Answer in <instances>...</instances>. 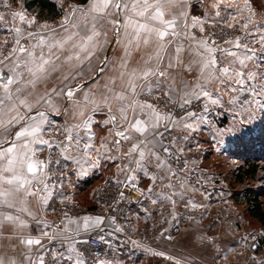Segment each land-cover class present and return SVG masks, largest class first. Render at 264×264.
<instances>
[{"label":"snow or ice","instance_id":"6c2138e0","mask_svg":"<svg viewBox=\"0 0 264 264\" xmlns=\"http://www.w3.org/2000/svg\"><path fill=\"white\" fill-rule=\"evenodd\" d=\"M248 7L249 0H245V8ZM253 15L244 20L243 37L222 41L226 47L189 31V27H199L203 33L205 28L197 17H192L189 25L185 0H89L87 8H73L65 16L61 25L64 35L48 36L25 32L21 27L14 29L16 37L7 51L0 46V66L4 69L0 71V207L18 209L42 226L38 236L18 237L27 249L20 264L24 261L86 264L78 245L88 241L78 237L97 229L105 230L104 216L74 217L63 211L60 223L51 225L27 207L30 202L41 207L48 205L52 199L49 182L57 174L53 166L59 165L61 159L74 161L79 166L82 160L90 163L92 153L99 151L90 143L91 136L82 137L73 127L63 129V140L46 138L51 129L45 127L46 112L40 109L45 105L54 106V96L66 98L74 108L81 104L97 107L103 104L110 113L107 122L118 129L113 134L116 139L112 147L119 150L122 141L130 143L123 154L129 157L125 168L126 180L131 186H136V176L132 173L147 174L149 165L164 170L169 186H173L171 179L176 173L164 157L178 159L171 147L175 141L169 139L174 130L190 135L216 110L221 114L230 110L241 127L255 114H264V23L254 22ZM16 16L25 23L23 13H14L13 17ZM33 22L27 21L28 26ZM227 27L236 26L227 24ZM108 30L114 38L119 37L112 43L120 46L121 54L115 61L106 54L98 72L104 73L111 65L113 75L100 86L99 100L91 88L82 100L74 99L80 85L70 87L67 82L82 78L84 64L99 51H107ZM24 40L34 43L26 45ZM8 44L5 40L4 45ZM134 53L140 55L132 63ZM193 73L198 75L190 82L187 77ZM98 78L99 75H94L93 83ZM53 81L61 86H51ZM160 93L163 108L159 107ZM195 102H201L202 107L194 108ZM169 105L172 109L165 111ZM231 130L237 131L235 124ZM101 147L108 150L107 144ZM44 148L50 151L41 159L39 153ZM59 175L66 173L61 171ZM160 179L163 181L164 177ZM120 197H124L123 192ZM65 200L71 203L67 197L61 202ZM8 225L14 231L28 226L20 216L0 211V237ZM98 239L104 241L105 237L99 235ZM0 264H17V261L5 254L0 255Z\"/></svg>","mask_w":264,"mask_h":264},{"label":"crops","instance_id":"0c3cea01","mask_svg":"<svg viewBox=\"0 0 264 264\" xmlns=\"http://www.w3.org/2000/svg\"><path fill=\"white\" fill-rule=\"evenodd\" d=\"M52 1L60 9V15L55 17H49L46 14L40 16L36 11L28 10L24 6V0H0V15L3 16V19H0V36L4 35V38L0 40V46L5 40L9 42L8 45H4L5 52L16 37L14 32L16 27H21L25 32L33 31L40 35H64L61 25L65 16L73 8L84 9L89 5V0L84 4L76 3L75 6L72 4L69 6L71 1L68 0ZM185 11L189 18V25L191 18L197 17L204 23V28L207 24H232L244 35L242 25L246 17L254 13L253 21L264 23V0H249L247 9L245 0H185ZM14 13H23L25 23H21L19 16L14 18ZM29 20H34L31 27L27 24ZM73 21H76V17H73ZM42 25H47V29L42 28ZM107 27L110 29L111 26ZM249 28H252V24H249ZM51 29H55V33L51 32ZM189 31L204 38L199 27H189ZM106 39L109 41L105 44L107 51H99L97 56L84 64L82 78L77 77L67 82L70 87L80 85L74 99L82 100L83 94L89 92L91 88L96 92V99L99 100L100 91H102L100 86L110 75H113L110 70L111 65L105 68L104 73L98 72V69L103 66L101 60L106 54L113 61L121 54L120 46L112 43L119 37L114 38L112 31L108 30ZM23 42L26 45L34 43L31 40ZM220 46L226 47L224 44ZM256 46L259 47V45ZM139 55L134 53L132 63L139 59ZM0 71H4L2 66ZM94 75H99L95 83L92 81ZM196 75L198 74L193 73L187 79L191 82ZM50 84L61 86L58 81L50 82ZM160 96L159 107L163 108L162 93ZM147 98L151 99L150 96ZM52 103L54 106L45 105L40 109L46 112L45 127L51 129L47 132L46 138L63 140L64 137L61 134L63 129L73 127V131L80 136H91L90 143L99 151L92 153L90 163H84L82 160L78 166L74 161L61 159L59 165H54L53 169L57 174L49 182L52 199L44 207L30 202L27 207L31 208L33 214L51 225L60 223L63 211H68L74 217L104 216L105 223L102 227L120 229L118 232L123 236L120 254L130 255V257L137 255L138 264H158V261L159 264H216V259L222 264H264V260L261 261L259 256L263 255L264 251L261 248L251 247L256 236L252 230L256 224L247 218L245 212L237 214L234 207L235 201L229 192L227 194L224 190L226 188L223 180L224 171L217 170L213 165H204V162L211 163V161L208 162V157L211 158L213 154L211 144L215 141L213 135L203 132L204 123L198 124L197 130L187 136L180 129L170 134V138L175 141L176 152L183 161L181 166L168 161L171 170L179 176L178 179L176 176L172 177L173 186H169V179L164 170L149 165L147 174L139 171L132 173L136 176V186L132 187L126 180L128 172L125 166L128 165L129 157L123 154L130 147V143L122 141L119 150L112 147V142L116 139L113 134L118 129L107 122L110 116L107 107L103 104L99 107L93 104H81L80 107L74 108L66 98L55 96ZM170 109L172 105L164 110ZM76 125L79 127H74ZM102 144H107L108 150L101 147ZM181 149L183 151H180ZM49 151L44 148L39 153L40 158L43 159ZM76 155L79 156L78 151ZM185 161L187 164L184 163ZM61 171L66 175H59ZM153 176L156 178L152 179ZM161 177H164L163 181ZM149 189H151L150 192ZM129 191L132 197L127 203L126 214L118 219L109 213V209L115 208L105 205L102 193L112 192V195L120 198V192H123L125 196ZM64 197H67L71 203L67 200L62 203ZM154 200L155 203H153ZM95 207H99L102 211L89 212ZM0 211L12 212L25 220L28 225L22 230L15 231L11 225H8L4 229V236L0 237V255L12 256L17 264H20L27 249L19 243L18 237L38 236L42 226L36 224L25 213H20L18 209L0 207ZM179 214L187 218V224L179 231H175L173 224L178 220ZM236 223L240 225V229L237 226L235 228ZM96 232L101 231L97 229ZM262 232L258 233L264 234ZM44 243L48 245L49 242L45 240ZM56 247H59L58 243ZM99 262V264H123L124 259L119 255L114 259L102 258ZM24 264L28 262L24 261Z\"/></svg>","mask_w":264,"mask_h":264},{"label":"rangeland","instance_id":"374dc122","mask_svg":"<svg viewBox=\"0 0 264 264\" xmlns=\"http://www.w3.org/2000/svg\"><path fill=\"white\" fill-rule=\"evenodd\" d=\"M71 4L72 6L77 5L72 1L68 5L71 6ZM40 16L45 15L41 14ZM238 31L240 32L241 30L238 29ZM0 37L1 40L4 35L2 34ZM1 46H3L2 50L5 51L4 44ZM193 107L201 108L202 104L201 102H195ZM216 111L217 116L209 115L203 126L205 127L203 132L213 135L215 139L214 143L211 144L213 154L211 158L208 157V162L211 161V163L204 162V165H213L217 170L224 171L223 180L226 187L224 190L227 194L229 192L235 201L234 207L237 214L245 212L247 216L249 214L248 210L250 211V207L254 205L253 201L255 199H257L255 201L260 203V208L264 211V114H255L249 121L244 122L241 127L233 119L230 110H225L223 114L219 110ZM234 124L237 127L235 132L231 130ZM219 129H228V131L222 133ZM171 145L174 154L178 157L177 160H179L180 156L176 152L174 143ZM247 218L256 224V227L252 230L253 234H256L255 240L251 244L253 248L258 242L257 236L261 234L258 232L264 230V224L254 216ZM237 224H235V228L236 226L240 227ZM261 235L263 240L260 241V244H264V234ZM257 248H261L264 251L261 246ZM119 255L120 258L124 259L123 264H138L137 255L130 257V255L118 254L116 257ZM259 256H261V261L264 260V254ZM99 261L97 259L93 264H99ZM157 263L159 264V261Z\"/></svg>","mask_w":264,"mask_h":264},{"label":"built area","instance_id":"2783aa9c","mask_svg":"<svg viewBox=\"0 0 264 264\" xmlns=\"http://www.w3.org/2000/svg\"><path fill=\"white\" fill-rule=\"evenodd\" d=\"M204 38L208 39L210 42L211 41H216L218 45L223 44V40H228L230 37L233 36H244V33L241 31L239 32L238 29L235 27L229 28L227 25L223 24H207L205 25V31L201 33ZM211 116H217V111L214 113L209 114ZM169 139H171L169 137ZM168 140H166V144H168ZM172 147V145H171ZM166 159H168L167 156H165ZM168 161L176 166H181L183 164V161L181 159L179 160H169ZM178 179L179 176H176ZM103 201L105 205H111L115 209L111 208L109 209V213L116 218H120L121 215L126 214L127 211V203L132 197L131 192L129 191L123 198H119L117 195H112V192L106 194L102 193ZM116 201H119L117 203ZM118 204V206H117ZM102 211L100 208L98 209H90L89 212L95 213ZM112 211V212H111ZM187 224V218L179 214L178 215V220L173 224V230L179 231L182 227H184ZM238 229H240L239 226H237ZM99 235H103L105 237L104 241H100L98 239ZM122 234L116 231L115 229L112 228H105V230L101 232H92L91 234L89 233H82L78 239H83L88 241V243H81L78 245L79 249L83 253V259L87 264H93L97 259H113L116 257L118 254H120V244L122 241ZM258 242L253 246V248H257L258 246H261L264 249V244H260V241L263 240V236L259 234L257 236ZM120 247V248H119ZM216 264H222L219 261H216ZM246 264V263H245Z\"/></svg>","mask_w":264,"mask_h":264},{"label":"trees","instance_id":"16d2710c","mask_svg":"<svg viewBox=\"0 0 264 264\" xmlns=\"http://www.w3.org/2000/svg\"><path fill=\"white\" fill-rule=\"evenodd\" d=\"M78 4H84L88 0H68ZM24 6L30 11H36L38 15L46 14L49 17L60 15V9L52 0H24ZM255 198V197H254ZM254 200V199H253ZM257 200V199H255ZM254 202V205L248 210V217H256L264 224V211L260 208L259 202Z\"/></svg>","mask_w":264,"mask_h":264}]
</instances>
